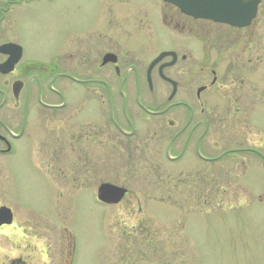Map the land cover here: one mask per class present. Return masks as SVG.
<instances>
[{"label": "flooded vegetation", "instance_id": "af4514ba", "mask_svg": "<svg viewBox=\"0 0 264 264\" xmlns=\"http://www.w3.org/2000/svg\"><path fill=\"white\" fill-rule=\"evenodd\" d=\"M106 1L98 23L93 17L83 29L68 33L64 53L44 62L29 53L18 32L19 16L30 4L43 8L44 0H0V167L1 158L30 141V129L41 118L44 176L70 194L79 182H95L98 174L112 176L101 178L100 185L116 186L113 168L119 163L153 168L157 174L171 168L184 177L181 182L200 185L203 196L209 166L236 153L264 162V154L249 146L212 154L229 141L223 135L210 144L212 116L222 112L217 100L239 103L247 88L253 93L247 81L256 74L255 49L213 58L208 29L200 26L211 22L186 17L161 3L159 18L172 40L169 48L151 54L142 45L149 36L147 18L113 15L112 4L121 7L129 0ZM243 46L252 47L248 41ZM163 54L168 55L160 57ZM243 59L246 65H236ZM88 107L93 112L83 113ZM33 149L31 141L28 151ZM120 188L126 190L124 196L130 195ZM65 236L59 264H68L72 257V239L63 241ZM26 245L9 247L12 256L3 255L0 264H48L47 242L40 259L27 252Z\"/></svg>", "mask_w": 264, "mask_h": 264}, {"label": "rangeland", "instance_id": "374dc122", "mask_svg": "<svg viewBox=\"0 0 264 264\" xmlns=\"http://www.w3.org/2000/svg\"><path fill=\"white\" fill-rule=\"evenodd\" d=\"M107 5L106 0H44L43 8L30 4L19 16L20 38L26 40L29 53L45 62L64 53L68 33L83 29L90 18L98 23ZM111 6L118 17L147 18L149 36L142 45L149 53L169 48L172 33L161 24L160 0H129L128 5ZM63 7L69 11L64 13ZM200 26L208 29L213 58H232L234 50L244 48H254L256 57L252 62L256 74L247 81L253 93L247 88L239 103V99L216 102L222 112L220 117L212 116L215 127L210 144L220 142L218 134L229 141L212 154L248 146L264 154V0L246 28L214 23ZM246 41L252 47L243 46ZM91 112L89 107L83 111ZM36 123L30 129V141L1 158L0 206L12 211L14 226L0 231V258L12 256L11 247L27 244L24 249L40 259L45 241L49 244L48 264H59L61 236L68 235L63 239L69 237L73 244L68 264H264L261 158L236 153L223 165L209 166L203 196L200 185L181 182L184 177L171 168L157 174L153 168L118 163L113 168L116 186L130 195L118 205L105 206L97 203L96 191L101 178L107 181L112 176L106 179L98 174L95 182H79L73 194L44 176V119ZM31 141L34 149L28 151Z\"/></svg>", "mask_w": 264, "mask_h": 264}, {"label": "water", "instance_id": "95a60500", "mask_svg": "<svg viewBox=\"0 0 264 264\" xmlns=\"http://www.w3.org/2000/svg\"><path fill=\"white\" fill-rule=\"evenodd\" d=\"M175 6L182 14L194 19L209 20L234 28L248 27L256 17L262 0H162ZM126 194L124 189L103 184L98 188V200L107 205L118 204ZM12 215L0 209V226L10 225Z\"/></svg>", "mask_w": 264, "mask_h": 264}]
</instances>
